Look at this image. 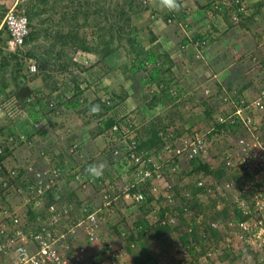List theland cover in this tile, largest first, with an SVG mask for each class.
Returning a JSON list of instances; mask_svg holds the SVG:
<instances>
[{"label":"rangeland","instance_id":"1","mask_svg":"<svg viewBox=\"0 0 264 264\" xmlns=\"http://www.w3.org/2000/svg\"><path fill=\"white\" fill-rule=\"evenodd\" d=\"M123 1L124 0H0V66L2 63L1 61L6 59H8V61L11 63L10 66H7L5 68L6 70L4 71L0 67V76L3 75L8 80L13 78L14 73L18 75H24L25 80L31 81L30 85L35 87L37 90H41V92L43 93L48 92V90H50L49 87H51V85H53L54 83H57L59 85V90L55 91V93L57 94L58 92H61L64 96H70L74 91L73 89L75 83L78 82L79 88L81 89V95L78 97V99H80L81 101L85 98L86 101L83 102V104L78 105L77 107H71V116H68L69 118L67 119V125L71 128H81V134H83V137L86 138V142H89L91 145V149L89 148V150L93 151H100L101 149H104L106 147L107 143L109 142L107 138L108 132L106 131L105 133H100V135H98V139H96L95 141H91V138H93L94 136L91 135L89 131L91 128H94V125L100 120L95 119L92 120L91 123H86L84 117L88 116V114H90V111L88 109L87 111L85 110L81 112L80 110H82L84 106H87L89 103L95 101L96 97L106 99L109 95L111 100H113V92L115 90L119 92L120 85H124L126 89H129V93L131 95L130 98L134 100L135 98L133 97V89L138 83L141 84L143 88L141 93L138 94V100H141L143 97H145L146 93L150 92L151 90H158L157 84H149V82H146V80L142 76L143 72L141 71H139V77L135 81L131 79L129 80V78L126 76V74H129L130 72L129 66L131 65L133 59V54L129 53L131 47L127 42L129 31L132 29H136L138 40L144 48H147L153 45V42L149 39L151 31H149V27L150 24H155L154 21L156 19H151V17L149 16L148 8L146 10H142L139 15H136L135 12H132L131 19L128 22H125L126 27L123 31V34L121 33V41H119V38L115 35L116 39H114V42L117 45V49L102 60L100 58L99 51L95 49L83 50L81 48H78L79 46L72 45L70 41L63 42V40L56 34L57 31L59 33L67 32L69 30V27H71L69 24L71 23V21L63 19V14H70L74 9H78L76 20L78 21V23H82L78 28L80 35L84 37L87 44L91 46L96 45L99 49L103 45V39H107L109 33L102 32L103 30H100L98 25L106 24L109 21L114 20V18L111 16L109 17L110 19L105 18L104 10H107V13L111 14V11L114 10V6ZM197 1L198 4L194 0H184L182 2L183 8L185 10H189L190 14V9H193V7L194 9H197L196 6H201L202 10L206 13V17H204L203 13L198 17L195 16L199 24L197 27L193 26V28L201 29V31L204 32L208 31V33L210 32L211 34L214 33L215 35H217V38L219 37V41L222 38H226L228 35H230V33L236 31L237 29L239 33H241L240 37L244 36V38L248 40L250 42V45L252 46L251 50H243V53H249L247 55V58L249 59L247 60L248 62L246 66L250 68L254 66L255 68L259 63V54H256L257 51L253 52V37H251V35L249 34L250 32L252 35H255V22H261L258 20L259 18L255 17L254 12H252L254 3L253 1L255 0H242L245 7L244 9L240 8V11L244 12H237L236 7L233 5L234 0H212L211 4L209 0ZM31 6H35V9H40L43 7H47L48 9L45 11L42 10L29 18L26 13V9L30 8ZM101 6L103 8L101 9L103 10L102 12L95 11L98 7ZM206 6L209 8H206ZM12 7L24 11L30 23L29 31L34 32V36L32 37V39L28 40L26 43L23 42L15 49L17 56L21 59H24L22 60L20 67H18L15 62L16 58L13 56L10 57V55L8 54L10 51H14L10 50L9 48V35L3 21L5 13ZM151 7L157 8L158 10L162 9L161 7H159L157 0L156 2L152 3ZM85 9H89V13L87 16H85V14L83 13ZM215 9L217 10L214 11ZM218 14L222 15L225 26L224 28L221 27V29H224L223 32L215 33L216 31L220 30L217 25L215 26L214 24H212V22L208 21L203 23L202 21H204L207 17L208 19L214 18L213 15L217 16ZM195 18L193 19L195 20ZM193 19L190 17V20L186 19V22H191V24L194 22V24L197 25ZM161 20V25H164V28L162 30H164L165 34H162L161 38H159L157 41L161 44L163 49H166L164 47H170V52H173V49L176 47H178V49H181L179 45L181 37L180 35L184 32V26H179L178 23L176 24L175 22H165L164 18H161ZM209 23L214 28L210 26L206 27V25H208ZM183 25H185V23ZM133 27L136 28L134 29ZM176 29H179L181 34H177ZM167 34L168 36L172 35V39H170V37L166 39ZM101 38L102 41H100ZM217 38H214L213 40ZM160 40H162L163 42H161ZM233 42L234 38L230 40V49L233 48L235 50V46L238 45V48L240 50L241 46L238 43ZM186 47L187 50L192 51L189 49L192 48L190 45H186ZM255 47H258L259 49V43H255L254 48ZM253 57H255V59H252ZM178 59L180 60L182 58L179 57ZM30 60L36 63L37 69L35 71H31L29 69V64L31 63ZM182 61L184 62V65L181 63L175 64V62L172 64L173 67L171 72L174 79L171 80V86L174 89H185L186 91H183L185 95L182 94V97H187L186 92L195 88L196 85L195 82L191 79L192 75L187 76L186 74L187 71L189 72V67H191L190 65L192 64L188 63L189 60L188 58H186V56L184 60L182 59ZM105 65L107 69L104 68ZM123 66L128 67L127 73H123L121 71V68ZM251 75H253L252 72ZM199 79H202V81H206L207 78L205 75H200ZM126 80L130 81V84ZM11 81L13 82L14 80ZM13 88L14 82L10 83L8 88L3 92L0 91V149L4 152V148H8L0 161L5 166V169L14 167L18 170L22 169L25 171L27 168L29 170H27L28 173H30V170L38 164L36 160L37 158H39V156L43 157L45 161H47V158H45L46 154L52 155V159L54 160V162L61 157H65L71 161L75 159H85V155H83L82 157H77L69 154L67 152L68 143L66 144V142L60 141L56 142V145H52V142L46 141L43 135L37 136V140L34 145L31 142H28V138L22 140L20 134V138H15L12 140L5 138L7 135V131L10 128H13L16 134L20 132H18L16 128L15 120H18L19 116H23L25 117L24 120L27 121V115L29 113L28 109H33V104L31 103L27 104V110L25 111L14 114L9 113V109H11L9 106L11 105L8 102H11V100H9L8 97H12L13 94L11 93V89ZM232 91H234L233 93H236L235 88ZM34 93L36 94V92ZM196 95H201L200 91H197ZM174 102L175 100L173 99L169 100V104L172 106H170L169 109L167 108V111L163 115L164 117H166V119H168L169 115L174 116L175 120L171 125H173L174 127H180L182 125L183 127L194 126V128L196 127L195 129L203 133L207 134L211 132L214 122L212 119L204 116L205 114L203 111V105L196 103V101H194L193 103V101L190 100L188 102L187 100H185L184 102H181V104L179 103V105H174ZM217 102L214 103V105L218 104ZM123 105L124 104L120 103L119 101L116 102L114 106H112L109 113L114 115L116 119H120L121 115L123 114L124 117L132 119L134 126L137 125L141 129V131H143V125L150 119V117L148 116L151 114L149 113V115L146 116L143 112V108H139L138 105L136 107L134 106V108L129 109L128 112H125L126 109L125 106L123 108ZM62 107L61 109L65 108L64 105H62ZM36 112L37 111L33 112V114H35ZM177 112L181 113L180 116H177ZM65 113V110H63L56 115H50V124H52L53 120L56 121L54 126L52 127L57 128V126L60 124L57 117ZM262 117H264V111H260L256 117L259 123L261 122ZM41 125H43V123H41ZM34 130L37 131V129L35 128ZM52 131L53 133H56V129H53ZM184 132L187 131H183L181 134H179V136L184 134ZM9 136H11V134ZM234 138L235 135H231L230 133H228V135H223L218 131L217 133L213 132L208 138L209 140L206 139L210 144L208 149L209 152L208 154H206V156L201 157L202 159L209 161V163L213 167H217L221 164V161L224 158L225 154L223 151L228 147H231L229 148L231 163L236 165V167H232L227 174L223 176H216L215 174H206L203 172H187L191 168V165L189 163V159L187 161L185 157H181L180 164L175 170H167V172L165 173L166 178L172 183V188L177 192L175 194L176 198L172 202H170V213H172L171 215L174 216L175 213L178 214L180 208L186 205L184 206L186 207L184 209V213L187 216H190L193 213L201 212V214H206V216L204 217L209 221L211 220V216H215L216 218L214 217L212 219H215L213 220L215 222L217 221L216 224L217 228L219 229L218 232L220 233H218L216 237H211L209 240H201L200 243H196V250H193V252L188 255H185L186 249L184 248V245L179 242V239L177 237L179 236V232L184 230V226H182L181 228H176L175 231L170 232L166 237H162L159 239L150 237L148 235L144 236L143 241L147 243L148 249H150V251H152V253L156 257L162 256L163 258L166 255L167 258H163L161 264H182L181 260L190 258L191 260H197L199 264H258V255L262 257V264H264V251L262 249L264 248V208L259 210L258 206L261 201H264V161L263 163H260L256 159H253V171L251 172L247 168L246 172L242 171V168H240L238 164L239 162L236 159L235 148H232L234 145ZM174 141L175 139H166V144L162 147V149H165L167 147V143H174ZM262 142V145H264V132L262 134ZM174 144H176V142ZM43 148L44 150L42 151L41 149ZM167 150H169V147L167 148ZM86 151L87 150L84 148L83 152L86 153ZM164 154L165 152L162 150V156H164ZM111 157L112 156L108 155V153L106 154L102 152L100 157H97V159L95 158V162H97V164L98 162L102 161L100 164L104 163V167L110 168L108 169L107 173H103L102 179L100 180L102 183L99 180H95V183L93 184V188L95 190L97 189L100 197H102L101 192L105 191V193L109 194V197L113 198L120 191L122 185L129 182L133 178L132 170H127L120 164V162L114 160L115 157ZM111 159L114 161L113 163H110ZM240 171V175L242 176V179L245 183V189H247L248 191H250L251 189L256 190L253 195V199H257L256 207L254 206L257 211H255L253 215V221H256L258 219H261L262 221V223L258 222L259 226L253 228V234H251L246 240L240 239L238 237V229L236 227L237 222L234 218L233 212H230V210H232L233 208V205L236 204L243 206L244 209H248L251 206V197L249 196V194H247L246 196L243 195V192L236 185L235 174L238 172L240 173ZM5 175L6 173H0V179ZM64 182L65 181H63V187L67 185V191L70 190L74 192L71 188L79 187L76 183V186L74 187L73 183H70L69 185L68 182H66V184ZM198 183H202L204 185V190L199 191L198 194L193 198H190V200H186L185 198L193 195L192 189L194 188V184ZM257 183L259 184V187H255ZM68 186L70 188H68ZM86 190H88L87 192H85L87 196H89L90 193L92 194L91 187L89 189L87 187ZM67 191L66 194L68 193ZM93 194L95 195L94 191ZM182 194H184V197L182 196ZM1 195L2 192L0 190V197ZM196 196L201 197L200 205H198L196 201L194 202V198H196ZM62 199H65L67 203H71V206L74 207L73 210L77 207H82L76 205L75 197H72L71 195H65ZM12 200L14 201V197ZM214 200L216 202V206H213L211 204ZM100 201L99 198L96 197L95 202H89V208L94 209L96 206L100 205ZM0 202H3L1 198ZM223 206H229V212L226 217L217 215V210L219 208L221 209ZM106 213L107 217L101 223V228L98 231L97 239L99 240L97 241V246H94V244L92 246V243L90 245L92 253L91 256L95 255L96 258H94L97 260L99 258L98 261H100L101 264H111L110 256L108 258L104 256L101 257L99 255L100 253L97 252V250L99 249H104L106 244L111 241L113 243V246L121 252V257L116 264H128L131 259L129 253L127 252V244L130 243L131 245L132 240H128L126 233L136 230L135 221L142 214V209L139 208V205L130 202L129 199L124 198L123 194H121V196L111 201L110 205L107 206ZM202 216L203 215L198 216L197 220L199 222H202ZM157 217V212H149V219L151 222L155 221ZM227 224L231 226V229L226 228ZM113 225H117V227H120V231H115ZM122 231L126 232L122 233ZM108 233H110L109 237L111 238V240L106 241L105 237L108 236ZM139 243L140 241L138 239L135 240L131 246L132 249H138L140 245ZM190 243L192 244V242ZM201 244L204 245L207 250H205L206 252L203 254H200Z\"/></svg>","mask_w":264,"mask_h":264},{"label":"trees","instance_id":"2","mask_svg":"<svg viewBox=\"0 0 264 264\" xmlns=\"http://www.w3.org/2000/svg\"><path fill=\"white\" fill-rule=\"evenodd\" d=\"M45 1V0H43ZM125 1V2H124ZM123 2L116 4L114 6V10H112L111 14L107 13V10H104V17L109 18L110 16L114 18V20L109 21L106 24H100L98 25L99 29L103 30L102 32H107L109 33L107 39H103V45L101 48H97V46H91L86 43L84 37L80 35L79 33V26H81L82 23H78L77 15H78V9H74L70 14L64 13L62 18L70 20L71 23L69 27V30L64 33H59L57 31V34L63 42H68L70 41L72 45L74 46H79L78 48H81L83 50H92L95 49L99 51L100 58L101 60L104 59L106 56L110 55L112 52H114L117 49V45L115 44L116 36L119 38V41H121V33L123 34V31L125 30L126 23L128 22L131 17H132V12H135L136 15H139L142 10H146L149 8L150 5L148 4H143L142 0H124ZM158 1V0H157ZM184 0H179L181 4V9L180 13L179 12H169L166 9H159L158 12L160 16H163L164 18L171 17L175 23H179L180 25L184 26L183 30L184 32L181 34L182 37L180 38V47L184 48L187 50L186 45L191 44L190 46L192 48H189L192 50L190 52V56L195 57L196 59H204V51L199 57L195 56V52L193 51V42L195 40H208L210 42L211 36L210 32L208 31L204 32L201 31V29H195L193 28L191 22L187 23L186 22V17L189 15V10H185L182 6V2ZM197 4L198 1L194 0ZM210 4L212 0H209ZM156 2V0L154 1ZM260 5L263 4L262 1L258 2ZM142 4V5H141ZM233 5L236 7L237 12H244L240 11V5H241V0L237 1L234 0ZM127 6V7H125ZM35 6H31L30 8L26 9V13L29 18H31L34 14H37L40 11H45L48 8L43 7L40 9H35ZM154 8V7H153ZM35 9V10H34ZM102 6L98 7L95 11L97 12H102L103 10ZM215 9L214 11H216ZM85 16L88 15L89 9H85L84 12ZM108 16V17H107ZM110 19V18H109ZM87 22V21H85ZM98 23V22H97ZM185 23V25H183ZM30 26V23H29ZM134 29L136 27H133ZM105 30V31H104ZM1 31V29H0ZM131 31V32H130ZM129 34L127 36V42L129 46L131 47V50L129 51L130 54H133V59L132 63L129 66V74L127 73L128 67L123 66L121 68V71L123 73H127L126 76L135 81L139 76L138 73L139 71L143 72L142 76L146 80V82H149V84L155 83L158 86V90H151L150 92L146 93L145 97H143L141 100H138V94L141 93V84H136L135 88L133 89V97L135 100L139 101L137 103L143 106V112L146 116L149 115L150 119L145 123L143 126V131L138 126H131L132 130L136 131V135L134 136L135 141H136V149H146L150 154L156 155V157L163 159L164 157L162 156V147L166 144L165 140L162 139L161 135L158 134L159 130L162 128L167 127L170 124H173L174 122V116L169 115L168 119L164 117V113L167 111V108L169 109L170 105L169 100L173 99L175 100L174 105H179L181 102H184L187 100V102L190 101H196V103L203 105L204 107V116L208 117L209 119H212L214 122L213 129L211 130L210 133H204L205 138L209 140L208 138L211 136L213 132L217 131L223 135L228 133H238L240 132L242 126H244V122L237 118L236 121L232 122L231 119L228 117L231 112H233L238 104H240V100L243 98V88L245 89V83H242L241 81V86L239 85L236 89V93H233L232 89L230 86H223L215 81L216 85H212L210 87V91L205 93L204 88L202 86H196L193 88L192 93L186 92L187 97H182L184 94L183 91L185 89L181 88H176L174 89L171 86V80H173L172 76V67L174 60L170 56L169 52L166 49H163L161 44L157 41L158 37L157 35L150 31V41L153 42V45L144 48L140 41L137 38L136 35V29L135 30H130ZM101 32V33H102ZM117 32V33H115ZM118 34V35H117ZM102 35V34H101ZM116 35V36H115ZM34 36V32L29 31L27 36L24 37L23 42H27L28 40L32 39ZM210 38V39H209ZM214 38V37H212ZM102 41V38L100 39ZM162 48V49H161ZM205 48V47H204ZM128 53V54H129ZM10 57H15L16 64L18 67H20L22 60L20 57L17 56L16 52L10 51L8 53ZM32 54V53H30ZM1 69L4 71L6 70L5 68L7 66H10V62L8 59L1 61ZM264 65V64H263ZM262 65V67H264ZM106 68V65L104 66ZM107 69V68H106ZM11 80H14V88L11 89V93L13 94L12 97L9 96V100L11 102H8L11 106H9L11 109H9L10 114L14 113H19L21 111L27 110V104H33V109L29 110L28 116L30 117L31 121H39L43 123V125L39 126L37 130L41 132L42 134H46L47 129L45 127L46 123H51V118L50 115L54 114L53 109L49 108L47 106L48 100L51 98H57L59 100L58 104L61 105H71L73 108L77 107L80 104H83V102L86 101L84 98L83 100L80 101L78 97L81 95V89L79 88V83H75L74 85V91L73 93L69 96H64L63 93L58 92L57 94L55 91L59 90V85L54 83L51 85L50 90L48 92L43 93L41 90H32L30 86L27 84L26 80L24 79V75L21 74H13L12 79H6L3 75L0 76V91L3 92L6 90L9 86L10 83H13ZM247 84V82H246ZM198 89L202 90L200 91L201 95L197 96L196 92ZM120 92H117L116 90L113 92L114 93V99L111 100L110 96L108 95L106 99H101L100 97H96L95 101L92 103H89L87 106H84L82 108V111H87L90 109L92 105H99L100 106V111L96 114H93L90 112L88 116L84 117V120L86 123H91L92 120L99 119L100 121L96 123L94 128L90 129V134L93 136H98L100 133H105L106 130H108L113 123L116 121V117L109 113L111 111L112 106L116 102H120L124 104V99L128 95L127 89L120 88ZM186 91V90H185ZM36 92V94L34 93ZM34 93V94H33ZM33 94V97L31 100H28V97H30ZM56 94V95H55ZM217 94V95H216ZM224 94L230 95L231 96V101H225L222 98H219V95L223 97ZM245 94V93H244ZM185 95V94H184ZM188 98V99H185ZM219 100V101H218ZM116 101V102H114ZM218 101V102H217ZM218 103L215 104L214 103ZM119 104V103H118ZM169 104V105H168ZM173 105V106H174ZM218 105V106H217ZM222 106V107H221ZM34 110V111H33ZM37 111L35 114L33 112ZM125 114V113H124ZM180 112H177V116H180ZM19 115V114H18ZM256 116L254 115L253 119V132L259 133L264 130V117H262L261 122L259 123L258 120L255 118ZM45 122V123H44ZM196 128V127H195ZM194 126H180V127H175L173 131V138L181 134L183 131H187L190 135L194 134L195 131H198L195 129ZM213 131V132H212ZM119 131H116L118 134ZM12 135L15 138H20L19 135L16 134L15 130L13 128H10L7 131V135L5 138H8L9 135ZM27 137V136H26ZM28 138V137H27ZM6 150L8 148H4V152L0 150V159L4 156ZM102 152L106 153L105 148L102 150ZM224 158L221 161V164L217 167H213L209 161L202 159L200 156H193L190 158H186L187 161L189 159V163L191 165V168L187 171L190 173L194 172H203L206 174H215L216 176H223L230 171L232 167H236L233 163H226L225 162V157L229 154L227 149L224 151ZM108 155H111L113 158L115 155L113 154L112 151H108ZM111 157V158H112ZM118 159V158H117ZM180 157L179 156H173L169 158V160H166L165 162L162 163L161 165V170L163 172H167V170H171L173 166H175V169L178 167L180 164ZM110 163H113L114 161L111 159ZM96 164L94 160H90L89 164ZM60 167L62 168V177L61 179L69 177L71 178V171H72V166L73 164L70 165H64L62 161L60 160L59 162ZM242 171L246 172V167L242 166ZM20 173L24 172V170L19 169ZM0 173L4 174L6 173L5 166L1 163L0 161ZM240 173L235 174V179H236V185L239 187V189L243 192V195L249 194L251 197V206L248 209H244L243 206L241 205H233L232 210L230 212H233L234 218L236 222L242 221V220H247L252 214L254 215L256 210V200L253 199V195L255 193V189H245V183L242 179V176ZM66 179V180H67ZM101 178L95 179V180H101ZM11 181L14 182H19L21 184H24V181L20 180L18 177H14L10 179ZM133 181V180H132ZM101 182V181H100ZM264 182V180H263ZM102 183V182H101ZM126 184V183H125ZM124 184V185H125ZM124 185L120 188V191L118 192L119 196L123 194L124 190ZM255 187H259V184L257 183ZM204 185L202 183L194 184V188L192 189V196L185 198L186 200H190V198H193L195 195L198 194L199 191L204 190ZM142 190L144 192V199L141 201H133L132 199L130 202L139 205V208L142 209V214L140 217L135 221V231H129L126 233L127 238L129 241L132 240L131 245L130 243L127 244V252L130 255V262L128 264H161L163 258L162 256L156 257L150 249H148V245L146 242L143 241L144 236H150L153 238H162L166 237L170 232L175 231L176 228L184 226V230L179 232V242L184 245V248L186 249V254H190L193 252V250H196L197 244L200 243L201 240H209L211 237H216L219 231V229L216 226H213L212 223L214 222L212 219L215 216H211V220H207L204 216L203 213L197 212L193 213L190 216L185 215L184 209L186 205H184L182 208H180V211L178 214H174L172 216L170 213V204L171 203H166L162 195H160V201H161V206L157 211V219L153 222L150 221L149 219V212L153 208V194L150 189V181L146 180L145 182H141L130 188V191L134 190ZM171 191H173L174 199L176 198V191L171 188ZM251 193V194H250ZM60 196V193H57V191L51 189L48 190L45 194H43L41 198V205L40 206H35L34 200H31L27 204V218H28V223L27 226H38V216L44 214L45 208H47L48 204L50 202H56L58 200V197ZM184 197V194H182ZM118 198V197H117ZM116 197L112 198V201L117 199ZM185 200V201H186ZM200 200L201 197L196 196L194 198V202L198 205H200ZM215 200L213 203H211L213 206H216ZM227 205V204H226ZM255 206V207H254ZM88 208V207H87ZM92 209H87L85 211L86 213ZM229 212V206H223L221 209L219 208L217 210V215L221 217H226ZM184 213V214H183ZM203 215V220L202 222H199L198 216ZM216 218V217H215ZM63 221V218H62ZM115 231H120V227H117V225H113ZM179 228V229H180ZM227 229H231L230 225H226ZM150 230V231H148ZM126 232V231H124ZM140 241V245L138 249L133 250L132 249V244L135 240ZM192 242V244L190 243ZM197 243V244H196ZM264 251V248H262ZM200 254L205 253L206 247L201 244L200 246ZM206 250V251H205ZM256 251V250H255ZM199 254V253H198ZM166 257V255L164 256ZM167 258V257H166ZM195 260V259H194ZM258 264L263 263V259L261 256L258 255L257 257Z\"/></svg>","mask_w":264,"mask_h":264},{"label":"built area","instance_id":"3","mask_svg":"<svg viewBox=\"0 0 264 264\" xmlns=\"http://www.w3.org/2000/svg\"><path fill=\"white\" fill-rule=\"evenodd\" d=\"M152 1L142 0L144 4H149ZM244 7L245 5L241 0L240 8L244 9ZM156 15V12L151 11L150 16L152 18H155ZM167 20L171 21L172 18L168 17ZM3 21L9 34V48L14 50L23 43L24 37L29 33L28 17L24 11L12 7L5 13ZM206 45L207 40H195L193 42L192 46L196 57L202 54ZM30 62L29 69L35 71L37 69L36 63L32 60ZM204 90L207 93L210 91V87L206 86ZM33 94L28 97V100L32 99ZM219 98L228 102L232 100L231 96L227 94H224L223 97L219 95ZM58 102L57 98L48 100L47 106L52 108L55 114L61 112L60 106L62 105L59 106ZM262 110H264V88L252 100L242 98L240 104L228 116L232 122L236 121L237 118L244 122L241 131L237 133L235 155L240 168L245 166L251 172L253 171V159L260 163L264 161L262 134L261 132H253L254 115ZM132 125L134 126L133 120L124 117L123 114L120 119H116L107 130L109 142L106 145V150L112 151L118 158V162L133 172V181L130 180L124 185L123 194L125 198L137 202L143 200L145 195L142 190L130 191V188L146 180L150 181V189L154 197L151 211L155 213L161 206L160 195L166 203L174 200L173 191H171L172 183L166 178L165 172L161 170L162 163L173 156L180 158L204 157L209 152L210 144L201 131H195L191 135L184 132V134L175 137L174 143L176 142V144H167L164 149V158L160 159L156 155L150 154L146 149H136L137 143L134 138L136 131L131 129ZM32 126L37 129L41 126V122L33 121ZM165 129L166 132L161 130L159 134L163 138L172 137L175 127L169 125ZM116 131H119L118 134ZM20 137L22 140L27 139L25 134H20ZM8 139L12 140L13 136H9ZM168 147L169 150H167ZM67 152L77 157L84 155L83 147L78 142H73L68 147ZM229 156L230 154L227 155L228 158L226 157V163H231V156ZM45 158L47 161L34 166L30 173H20L18 169L9 167L6 169V175L0 179L1 192L5 196V202L0 203V264H20L21 257L18 252L25 251L30 257V261H25V264H99L91 256L92 253L88 249L87 243H81L79 233L82 230L86 241L89 243L95 242L98 238L101 223L107 217V206L112 201V198L105 191L101 192L100 205L80 216L77 220H72L69 223L62 221L63 217L68 216L72 206L57 200L50 202L44 210L45 213L37 217V227L27 226V204L34 200L35 206H40L42 204L40 197L48 190L58 189L62 177V168L57 160L54 162L50 154H46ZM89 165L91 164L85 165L83 159H78L71 171L73 179L81 186H85L91 180L85 172ZM171 170H175V166ZM14 177L24 181V184L11 181L10 179ZM15 196H19L17 202L12 200ZM258 206L259 210L264 208V201H261ZM84 210L87 211V208ZM258 222L262 223L261 219L253 221V214L247 220L238 221L236 223L238 237L246 240L253 234V228L259 226ZM213 225L216 223L213 222ZM105 250L107 254L111 255V264H116L121 257V252L113 246L111 241L106 244ZM181 262L182 264H199L198 261L190 259L181 260Z\"/></svg>","mask_w":264,"mask_h":264},{"label":"crops","instance_id":"4","mask_svg":"<svg viewBox=\"0 0 264 264\" xmlns=\"http://www.w3.org/2000/svg\"><path fill=\"white\" fill-rule=\"evenodd\" d=\"M262 1L263 4L260 5L258 2ZM253 10L252 12H254L255 17L259 18L258 20L261 21L259 22H255V35H252L250 32L249 34L251 35V37H253V52L257 51V55L259 54V59L262 61V65L264 64V1L263 0H255L253 1ZM197 9L193 7V9L191 11V14L188 15L185 19H189L190 17L193 19L196 17H198L200 14L203 13L204 17H206V13L205 11L202 10L201 6H196ZM206 8H209L206 6ZM214 18H209L208 17L202 21L204 22H212V24H214L215 26L217 25L218 28H220L219 31H216L215 33H219V32H223L224 29H221V27L224 28L225 23L224 20L222 19V15H213ZM216 16V17H215ZM194 20V19H193ZM196 22L197 25L194 24V22L192 23V26H198V21L195 18L194 20ZM155 24H150L149 29L154 32L158 39L161 38L162 34H165L164 30H162L164 27V25H161L162 20L160 19H156L154 21ZM165 23V22H164ZM213 27L211 26V24L209 23L208 25H206V27ZM200 27V25H199ZM214 28V27H213ZM177 34H181V32L179 31V29H176ZM212 30V29H211ZM258 30V31H257ZM166 31V30H165ZM162 32V33H160ZM259 32V33H258ZM233 33V35H232ZM232 33H230V35H228L226 38H222L220 39V41L217 38V35H215L214 33L210 34L211 39L210 42L206 45V47L204 48V59H196L195 57L190 56V52L189 50H186L184 48L178 49V47L174 48L173 52H170V47H164L166 48V50L169 52L170 56L172 57V59L174 60L175 64L176 63H181L184 65V62L182 61V59L188 58V63L192 64L190 65L191 67H189V72L187 71L186 74L187 76H191V79L195 82L196 86H202V87H206L207 85L209 87H212V85H216L215 81H217L218 83H220L223 88L225 86H230L231 89L233 90L234 88H237L239 85L241 86V81L242 83H245V89L243 88V92L245 93V96L247 94L253 93V96L255 95L254 93L257 92V88L260 85V79L261 76H263L264 71L259 69V64L254 68V66L252 68L247 67V60L249 58H247V55L249 53H243V50H248L252 48V46L250 45V42L248 40H246L244 38V36L240 37L241 33H239V31L236 29V31H233ZM222 34V33H221ZM182 37V35H180ZM219 36V35H218ZM172 39V35L168 36V34L166 35V39L169 38ZM180 37V38H181ZM217 38L215 40H213L214 38ZM234 38V42L238 43L241 46V49L239 50L238 45L235 46V50L233 48L230 49V40ZM169 40V39H168ZM161 42H163L162 40H160ZM246 41V42H245ZM233 42V43H234ZM246 44H245V43ZM255 43H259V49L258 47H255ZM245 44V45H244ZM233 49V50H232ZM252 55V54H251ZM179 57H181L182 59H178ZM191 60V61H190ZM251 61V60H249ZM186 66V65H185ZM110 68V67H109ZM250 68V69H249ZM254 69V71H253ZM251 72L253 73V75H251ZM250 74V75H249ZM200 75H205L206 81H202V79L200 78ZM130 80V79H129ZM128 81V80H126ZM27 84L30 86V88L32 90H37L35 87H33L32 85H30L31 81L30 80H26ZM130 84V81H128ZM247 82V84H246ZM132 83V81H131ZM126 86V85H125ZM126 89V87H124V85H120L119 89L122 88ZM143 90L142 86H141V91ZM128 93L130 92L129 89H127ZM198 91H202L200 89H198ZM120 92V91H119ZM188 93H192V91L188 90ZM206 93V92H205ZM131 95L130 93L126 96V98L124 99V105L123 108L125 106L126 111L128 112L129 109L134 108V106L136 107L137 105L139 106V108H143V106L137 103L139 101L134 100L132 98H130ZM248 97V95H247ZM62 107V106H61ZM64 109H61V111L65 110V114L60 115L59 117H57V119L59 120V125L57 126V128H54L52 126H54L56 121H52V124L47 123L45 125L47 132L46 134H42L41 132H39L38 130H34L33 126H32V121L30 119V117L27 115L28 120L25 121V117L23 116H19L18 120H15V124H16V128L18 130V134H25L29 141L31 142L33 145L37 140V136L38 135H43L44 139H46V141L48 142H52V145H56V142H66V144L68 143L71 144L73 141L74 142H78L80 143V145L82 147H84L87 151L86 153H84V158L85 160L90 159V160H94L95 158L97 159V157H100L101 155V150L98 151H93V150H89V148L91 149V145L89 142H86V138L83 137V134H81V128L80 129H76L75 127L71 128L70 126L68 127L67 125V119L69 118L68 116H71L70 113V109H71V105H65L64 104ZM63 108V107H62ZM72 126V125H71ZM53 129H56V133H53ZM53 133V134H52ZM55 137V139H54ZM96 139H98V136H94L93 138H91V141H95ZM65 144V143H64ZM89 145V146H88ZM83 148V149H84ZM42 151L44 150L41 149ZM46 156V155H45ZM99 159V158H98ZM37 165H41L44 163L45 159L43 157L37 158ZM88 162V161H87ZM102 162V161H101ZM101 162H98V164H100ZM97 164V162H96ZM104 164V163H103ZM20 166V165H18ZM108 167H104V173L108 172ZM28 169L26 168V170L24 172H28ZM110 171V170H109ZM67 178H64L60 181L59 183V187H58V193H60V196L58 197V200L61 201L62 203H66V204H70L71 203H67L65 201V199H62L65 195H71L72 197H75V203L77 206H82V207H77L76 209L73 210L74 207H72V210L70 211V213L68 214L67 217H63V221L65 223H69L72 220H77L80 216L85 215V208L89 209L90 207V203L89 202H95V198H99V201L101 200L100 194L98 193L97 189L95 190L93 187V184L95 183V179L93 182H89L87 184H85V186H79L78 188H71L74 192L72 191H67V185H65V187H63V181H65L64 183L66 184ZM68 183L70 185V183L75 185V182L68 180ZM67 183V184H68ZM88 187V189L91 187L92 189V194L90 193L89 196H87L85 194V192H87L88 190H86ZM1 188V187H0ZM64 188V189H63ZM68 188H70L68 186ZM1 190V189H0ZM68 192L66 194V191ZM93 191L95 192V195L93 194ZM85 194V195H84ZM120 194V193H119ZM119 194L117 193L114 197H119ZM77 196V197H76ZM112 196V195H111ZM3 202H5V196L2 194L1 197ZM19 200V196H15L14 201L13 202H17ZM0 202V203H3ZM105 232V231H103ZM107 232V231H106ZM107 234V233H105ZM110 233H108V236L105 237L106 241L111 240V238L109 237ZM80 236V241L86 242V238L84 237V233L82 232V230L79 233ZM99 239L96 240V242L92 243V246L94 244V246H97V241ZM97 252H99L100 256H104L105 252L103 251V249H99L97 250ZM106 255V254H105ZM95 256V255H94ZM96 258V257H95ZM98 258V257H97ZM99 259V258H98ZM105 262V261H102Z\"/></svg>","mask_w":264,"mask_h":264},{"label":"clouds","instance_id":"5","mask_svg":"<svg viewBox=\"0 0 264 264\" xmlns=\"http://www.w3.org/2000/svg\"><path fill=\"white\" fill-rule=\"evenodd\" d=\"M155 0H153L151 3H149L148 5H150L149 6V8H148V10H149V16H150V13H151V11H153V12H156L157 13V15H156V17L155 18H152L151 16V19H159L160 17L161 18H164L163 16H160V14H159V12H158V9L157 8H153V7H151V5H152V3L154 2ZM158 5H159V7H161L162 9H166V10H168L169 12H179L180 11V9H181V4H180V2H179V0H158ZM168 18V17H167ZM167 18H164V20H165V22H175L173 19L171 20V21H168L167 20ZM178 25L179 26H182V25H180L179 23H178ZM6 26V25H5ZM7 29V28H6ZM9 35V34H8ZM209 42H208V40H207V44H208ZM18 47V46H17ZM16 47V48H17ZM15 48V49H16ZM15 49L13 50V51H15ZM10 50H12V49H10ZM252 59H255V57H253ZM258 64H259V69L260 70H262V71H264V67H262V61L260 60V59H258ZM264 66V65H263ZM260 85L258 86V88H257V92H255L254 94V96H253V93H250V94H247L248 95V97H247V95L245 96V94L243 93V98H245V99H247V100H252V99H254L256 96H258V94H259V92L261 91V89H263L264 88V74H263V76H261V79H260ZM208 86V85H207ZM209 87V86H208ZM205 89V88H204ZM234 92V91H233ZM89 111L91 112V113H93V114H96V113H98L99 111H100V106L99 105H92L91 107H90V109H89ZM262 111H264V110H262ZM261 111V112H262ZM60 113V112H59ZM55 114V113H54ZM53 114V115H54ZM57 114V113H56ZM55 114V115H56ZM126 114V113H125ZM259 114V112L255 115L256 117H257V115ZM255 117V118H256ZM47 124V123H46ZM45 124V125H46ZM171 125V124H170ZM166 128V127H165ZM165 128H161L160 130H159V132L161 131V130H164V132H166V129ZM107 131V130H106ZM105 131V132H106ZM159 132H158V134H159ZM263 132H264V130L261 132V134H263ZM231 135L233 134V135H235V138H234V145H233V147L232 148H235L236 146V137H237V133H230ZM160 135V134H159ZM162 137V136H161ZM8 138H9V136H8ZM13 139H14V137H13ZM162 139L163 140H165L166 141V139H168V140H173V139H175V137L173 138V137H169V136H167L166 138H163L162 137ZM74 142V141H73ZM72 142V143H73ZM71 143V144H72ZM71 144H69L68 145V147L71 145ZM167 144H170V143H167ZM229 148H231V147H228L227 148V151H228V153H229ZM107 149V146L105 147V150ZM103 149H101V151H102ZM108 151H110V150H106V152L108 153ZM65 159H67V158H60V159H58L57 160V162H58V164H59V162H60V160L62 161V163L64 164V165H70V164H73V166L76 164V162L78 161L77 159H75V160H73V161H71V160H69V159H67V161H65ZM84 161H85V165L86 164H89V162H90V159H87V160H85V159H83ZM115 161H118V159H117V157H115V159H114ZM88 161V162H87ZM225 162H226V160H225ZM60 165V164H59ZM73 166H72V169H73ZM85 172H86V174L88 175V177L91 179L90 180V182H93L94 181V179H98V178H101L102 176H103V173H104V165L103 164H92L91 163V165H89L86 169H85ZM62 180V179H61ZM60 180V181H61ZM69 181H74L76 184H77V186H81L77 181H75L74 179H73V176H72V174H71V178L69 177V179H68ZM68 180H67V182H68ZM55 191H57V193H58V189H56ZM123 197H124V194H123ZM125 198V197H124ZM130 200V199H129ZM215 222V221H214ZM215 223H217V221L215 222ZM212 225H213V223H212ZM213 226H216L217 227V224L216 225H213ZM122 232H124V231H122ZM81 243H87V245H88V249L91 251V248H90V245H91V243H89L88 241H86V242H83V241H81ZM103 251L105 252V254H104V257H106V258H108L109 256L111 257V255L110 254H107L106 253V250H105V247H104V249H103ZM187 252H185V255H188V254H186ZM18 255L21 257V262H20V264H25V261H30V257L28 256V254H27V252L25 251V252H18ZM93 257H95V256H93ZM163 258H166V257H163ZM95 259V258H94ZM101 259V258H100ZM99 260V259H98ZM97 259H95V262H97V263H99V264H101L100 263V261H98ZM111 260H112V258H111ZM190 260H191V258H190ZM192 260H194V259H192ZM194 261H197V260H194Z\"/></svg>","mask_w":264,"mask_h":264}]
</instances>
